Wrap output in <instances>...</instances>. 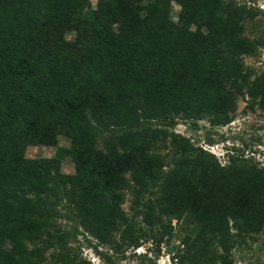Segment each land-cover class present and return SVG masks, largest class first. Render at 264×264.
Returning a JSON list of instances; mask_svg holds the SVG:
<instances>
[{"label":"trees","instance_id":"obj_1","mask_svg":"<svg viewBox=\"0 0 264 264\" xmlns=\"http://www.w3.org/2000/svg\"><path fill=\"white\" fill-rule=\"evenodd\" d=\"M90 8L91 0H0V264H43L48 252L51 264H89L72 245L79 234L98 255L145 239L176 264H232L241 234L264 223V167L243 156L220 166L173 129L179 118L226 126L240 99L264 112V71L244 63L264 48L258 9L151 0L141 16L130 0H98L85 19ZM58 135L71 141L72 175L55 159L24 157L28 144ZM104 135L113 138L106 154L95 149ZM165 141L181 154L168 170L156 153ZM127 190L131 215L121 208ZM173 219L199 226L179 252L168 248ZM198 241L217 253L195 251Z\"/></svg>","mask_w":264,"mask_h":264},{"label":"rangeland","instance_id":"obj_2","mask_svg":"<svg viewBox=\"0 0 264 264\" xmlns=\"http://www.w3.org/2000/svg\"><path fill=\"white\" fill-rule=\"evenodd\" d=\"M98 0H91V8L83 12L85 19L90 18L92 11L96 9ZM141 16L145 14L142 7L151 0H130ZM251 7L258 9L257 19H261V28L264 24V0H241ZM180 6L172 2L170 6V19L178 22ZM245 35L251 37L254 35L253 25L245 26ZM66 40L72 41L75 37L74 32H68L64 35ZM246 66L250 67L255 75L264 71V48L259 47L256 56H247L244 58ZM245 102L238 100L237 109L232 115V122L226 126L212 127L207 119H203L196 124L191 121H185L179 118L175 122L174 132L187 137L191 142L200 147L202 150L212 154L220 166L229 164L231 157L243 156L244 158L253 159L260 167H264V112L255 108L253 111L245 109ZM113 138L104 135L97 139L95 144L96 151L106 154L111 148L110 141ZM71 141L67 136L58 135L55 143L50 145L28 144L24 148V157L26 159L48 158L57 160L58 171L62 174L72 175L75 172L74 162L69 154ZM156 153L164 158L169 167L174 166V162L180 157V153L175 151L169 141L161 142L157 145ZM164 170V171H165ZM132 197L129 190L125 191V199L121 203V208L127 215H131L130 205ZM261 201L264 206V194ZM139 221V220H138ZM139 223V222H138ZM59 226L65 230H70V224L64 220L58 222ZM69 224V225H68ZM172 237L169 241L168 248L172 252H179L182 246L179 243L186 236H194L198 231V224L187 220L176 223L171 220ZM235 232L234 230H232ZM239 242L231 252L232 264H264V223L260 230L241 234ZM90 241V243H89ZM73 247L82 260L89 264H176L171 259V255L165 245H161L160 253L156 255L154 244L148 240H143L138 248H126L123 252L114 253L107 247H100L98 255L94 249L96 241L90 239L86 234H79L73 242ZM204 247L205 256L217 253L216 245L207 242L198 241L195 251ZM203 253L202 251H200ZM48 252L43 264H51ZM196 261L201 263V255L196 253ZM211 261V262H210ZM208 261L209 264H219Z\"/></svg>","mask_w":264,"mask_h":264}]
</instances>
